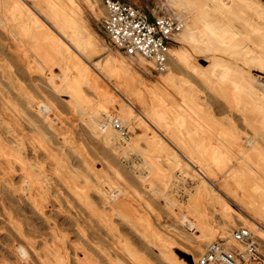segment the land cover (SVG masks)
I'll list each match as a JSON object with an SVG mask.
<instances>
[{"label":"rangeland","instance_id":"rangeland-1","mask_svg":"<svg viewBox=\"0 0 264 264\" xmlns=\"http://www.w3.org/2000/svg\"><path fill=\"white\" fill-rule=\"evenodd\" d=\"M92 1L0 0V264H197L241 226L264 244V0H121L218 32L179 42L220 68L173 65L189 81L111 47Z\"/></svg>","mask_w":264,"mask_h":264},{"label":"built area","instance_id":"built-area-1","mask_svg":"<svg viewBox=\"0 0 264 264\" xmlns=\"http://www.w3.org/2000/svg\"><path fill=\"white\" fill-rule=\"evenodd\" d=\"M102 25L108 43L128 57L143 59L156 73L167 71L174 37L184 24L169 15L156 16L121 0H103ZM110 127L123 138L129 131L117 117H108ZM197 264H264V244L249 227H239L230 238L205 246Z\"/></svg>","mask_w":264,"mask_h":264},{"label":"crops","instance_id":"crops-1","mask_svg":"<svg viewBox=\"0 0 264 264\" xmlns=\"http://www.w3.org/2000/svg\"><path fill=\"white\" fill-rule=\"evenodd\" d=\"M187 25L189 26V30L185 33H181L179 35H177L174 38V45L171 47V61H170V66L171 69L173 71L174 74H176L179 78H186V76L184 75H178L177 73L174 72L173 69V65L176 66V70L179 72L182 71H186V72H190V73H194L196 75H199L203 80H207V78L209 77V75H216L217 72L220 71V68H217V66H215L211 71L207 70V67H204L203 69H201L200 67L196 66L194 63H192L191 61V53L188 51H184L182 49V47L180 46L179 42H190V43H200V42H205L204 39L208 40L207 43H211V42H215L214 39L215 37H218V32L214 31V29L211 27L210 24H207L208 28H203V27H196L193 25V23H187ZM211 28V30L209 29ZM207 29V30H206ZM221 40H224L223 38ZM218 42V41H216ZM220 42V40H219ZM211 45V44H210ZM146 65H148L146 63ZM233 78V76H230L226 78V81L228 82V84L226 85L225 83L221 84V83H215L214 85L216 86L217 90L220 92H223L224 94L226 93L225 91H227L229 88L233 87L234 85L231 84V82H233V80H231ZM188 80V79H187ZM189 81V80H188ZM170 83H168L165 79V77L163 78L162 82H160L159 84H157V87L155 89L152 90V93H155L156 91H159L161 89H164V85L165 86H170ZM236 89V93L238 90V86H234ZM237 96V94H236ZM146 121V120H145ZM206 124V123H205ZM156 126L159 128L160 124H156ZM206 126V125H205ZM207 129H209L208 127H205ZM156 133H159V130L157 128H155Z\"/></svg>","mask_w":264,"mask_h":264},{"label":"bare ground","instance_id":"bare-ground-1","mask_svg":"<svg viewBox=\"0 0 264 264\" xmlns=\"http://www.w3.org/2000/svg\"><path fill=\"white\" fill-rule=\"evenodd\" d=\"M85 2H87L88 4H91L93 1H92V0H85ZM219 2H220V0H219ZM222 2H223V1H222ZM96 4H97V3H95V5H96ZM224 4H225V3H224ZM226 5H227V4H226ZM93 8H94V7H93ZM176 19H177V18H176ZM183 30H184V28H183ZM183 30H182V32H183ZM182 32H181V33H182ZM181 33H180V34H181ZM177 35H179V34H177ZM177 35H176V36H177ZM176 36H175V37H176ZM175 37H174V38H175ZM138 59H140V58H138ZM140 60H142L144 63H146L143 59H140ZM169 61H170V59H169ZM170 73H171V72H170ZM170 73L167 74V79H166V81H167L168 83H174V82H176V78H175V76L172 75V73H171V74H170ZM175 84H176V83H175ZM178 84H179V83H178ZM178 84H177V85H178ZM260 85H261V84H260ZM130 106H131V105H130ZM188 223H189L190 228L192 227L191 229H194L196 223H194V222H190V221H189ZM188 223H187V224H188ZM230 236H231V234H229L226 238H230ZM226 238H225V239H226ZM201 254H202V253H201ZM201 254H200L199 256H201ZM198 258H199V257H198Z\"/></svg>","mask_w":264,"mask_h":264}]
</instances>
